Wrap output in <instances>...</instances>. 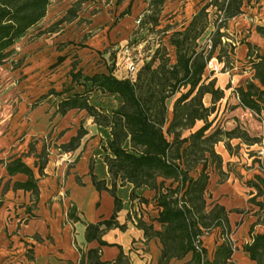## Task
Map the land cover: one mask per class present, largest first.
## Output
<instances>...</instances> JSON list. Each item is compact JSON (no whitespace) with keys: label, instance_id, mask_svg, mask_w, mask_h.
<instances>
[{"label":"trees","instance_id":"1","mask_svg":"<svg viewBox=\"0 0 264 264\" xmlns=\"http://www.w3.org/2000/svg\"><path fill=\"white\" fill-rule=\"evenodd\" d=\"M165 1L145 0L146 6L138 20L137 30L153 31L158 28L156 30H162L163 36L154 43L151 55L139 61L141 65L134 61L138 66L136 77L118 78L112 72L84 75L79 70L73 71L72 81L82 86L83 90H74L59 99L56 112L64 115L70 109L86 110L96 124L109 129L105 164L112 179L119 178L121 182L130 184L133 192L136 189L154 192L152 200L158 208L154 220L159 223V229H154L152 223L142 219L137 221L136 226L146 238L159 239L158 264H167L172 259L182 260L187 255L189 258L181 264H230L237 250L230 238L228 220V214L233 210H227L215 200L206 203L209 168H214L219 177L227 176L222 169V157L215 150L218 143L222 142L226 151L232 154V139L251 146L260 143L261 136H251L239 125L229 130L220 126L211 127L209 117L215 111L216 103L224 97V90L216 86L215 77H203V74L211 58L221 62L222 69L229 70V44L223 41L221 29L227 20L242 13L243 0H209L193 14L183 29L173 30L169 35H166L167 30L159 27V16ZM50 2L0 0V65L8 60L16 41L45 17ZM208 7L220 14L219 22L211 33L209 47L198 48L197 40L209 25ZM255 29L264 37V25H256ZM164 36L174 48L173 62L163 42ZM143 39L147 42L146 37ZM247 56L252 77L244 85L233 88L232 92L237 97L238 106L249 109L264 124V52L253 53L248 43ZM91 91L113 95L118 103L108 113L98 111L88 101L87 94ZM53 92L59 96L66 91ZM177 93L171 117L167 118L165 100ZM205 94L211 97L208 106L203 102ZM198 121L202 124L193 129ZM84 133L78 129L76 135L58 147L65 151L74 150ZM33 150L30 147L29 152ZM38 157L42 158L37 163L41 173L47 161L44 148ZM0 163L10 176L16 173L26 175L24 181H14L11 188L30 192L36 202L37 178L21 156H10L1 159ZM92 182L97 190L106 189L104 182L97 181L94 176ZM248 183L256 189L254 198L262 194L257 183ZM115 186L113 183L108 189L114 198L112 215L86 225L87 241L97 239L101 245L105 244L100 239L102 233L117 226L115 214L120 208V200L115 194ZM9 188V181L4 182L2 194ZM255 204L263 205L261 201H255ZM68 215L76 219L72 209H69ZM214 229L219 231L220 242L209 257L202 238ZM241 248L255 264H264V232L253 233L250 230L249 240ZM81 264L107 263L100 261L98 249L94 248L88 250L87 261Z\"/></svg>","mask_w":264,"mask_h":264},{"label":"rangeland","instance_id":"2","mask_svg":"<svg viewBox=\"0 0 264 264\" xmlns=\"http://www.w3.org/2000/svg\"><path fill=\"white\" fill-rule=\"evenodd\" d=\"M208 1L166 0L159 16L160 29L167 30L166 35L173 30L183 29L193 14ZM145 6V0H51L45 17L16 41L8 60L0 65V105L8 104L10 107L8 109L16 110L17 113L21 111L23 114L41 104L39 109L50 113L49 122L41 123L37 120L28 123L27 121L24 125L21 117L15 119L14 113L15 117L13 116L7 122L4 133L13 131V127L18 125L19 130L13 135L14 141L21 142L28 139V149L30 147L34 149L36 144H40L46 155L50 152L51 155H55L58 153L56 148L60 143L59 138L66 130L76 127V133L78 129L84 131L79 145L81 151L87 148L90 150L88 165L91 172L97 181L106 183L109 188L115 183V194L124 199V205L128 208V218L134 225L143 218L140 211L145 204L148 205L149 201L146 202L148 198L142 196L143 189H136L133 192L130 184L121 182L119 178L112 179V176L106 172L105 155L108 153L109 129L96 124L84 109H73L63 122L55 111L59 99L66 97L74 90H83L82 86L72 81L73 71L79 70L84 75L112 72L119 78L134 79L136 77L137 73H131L127 68L126 57L139 64L140 60L144 61V58L151 55L154 43L163 36L162 30H156L158 28L153 31L137 30L138 20ZM207 11L209 25L197 40L198 48L204 46L206 49V40L215 31L216 24L219 22L220 14L214 8L208 7ZM242 13L245 16L239 15L227 20L221 29L224 33L223 41L229 44L228 67L235 74H243L247 70L248 57L242 56V60L238 59L240 63L236 65L233 61L237 59L234 47H238L237 42H241L250 35V28L255 23L264 25V0H243ZM145 37L147 42L143 39ZM167 38L164 36L163 42L173 62L174 48L168 44ZM253 53L256 51L253 50ZM221 66V63L213 58L212 66H206L203 77L226 71ZM61 90L66 92L59 96L53 92ZM228 91L226 95H229ZM177 96L178 93L165 100L167 118L171 117L173 102ZM87 98L98 111L107 113L118 103L115 96L100 94L98 91H91L87 94ZM228 100V97L223 98L216 104L215 111L210 115L211 127L220 126L222 129L229 130L239 125L251 136L256 134L252 126H248V122L256 121L263 127L261 133L257 134L261 136V142L251 147L240 143L239 139H232L230 141L233 146L232 154H229L227 151L222 152L221 145L218 144L215 150L222 153L223 170L227 172V176L219 177L212 170L209 175L210 189L224 180H227L230 186L235 183L240 185L236 186L232 192L221 190L219 194L224 201L236 205V208L231 209L240 219L235 221V232H231L230 238L238 247L236 255L240 257L242 255L240 249L248 238L249 231L264 232V224H262L264 218V124L253 114L242 112L236 114L240 121L236 120L234 112H230L233 104L228 103ZM205 102L207 103V100ZM200 124L201 121L196 122L194 128ZM27 129L32 131L33 135L26 137ZM238 143H240L239 147L235 148ZM39 160L41 161L42 158ZM213 174L216 175V181ZM248 181H254L260 186L262 190L260 196L253 197L256 189ZM205 197L207 204L213 199L208 188ZM255 201H261L262 207L255 204ZM150 204L151 209H154L153 202ZM242 222L244 224L240 227Z\"/></svg>","mask_w":264,"mask_h":264},{"label":"crops","instance_id":"3","mask_svg":"<svg viewBox=\"0 0 264 264\" xmlns=\"http://www.w3.org/2000/svg\"><path fill=\"white\" fill-rule=\"evenodd\" d=\"M242 16L245 15L241 13L240 17ZM255 25L257 24L255 23ZM255 25L250 28V35L242 39L241 42H237L238 47H234L237 59H233V61L236 65L240 63L239 60H242V56L248 57V43L253 50L259 53L264 52V37L256 32ZM173 60L174 57L172 56ZM252 74L253 71L248 66L243 74H235L231 70H226L209 76L215 77L216 86L224 90L223 98L228 97V103L233 104L230 112H234L235 119L239 121L240 119L236 115L238 112L250 115L253 113L249 109L238 106L237 97L232 89L244 85L246 80L251 79ZM114 75L118 77L116 74ZM228 84L230 86L226 88ZM227 91L229 95H226ZM203 100L206 106L210 105L211 97L209 94H205ZM205 100H207V103ZM8 108H10L8 104L0 105V160L10 156H21L22 160L31 167L34 176L37 178L38 198L34 202L30 192L21 189L13 190L11 188L13 182L24 181L26 175L16 173L10 176L0 163V198L2 199V206L0 207V264H81L87 261L88 250L94 248L98 249L100 261L107 264H158L161 248L159 239L157 237L146 238L143 231L133 222H130L128 208L124 205V199L121 197L117 196L120 200V208L115 214L117 226L106 229L100 237L105 244L101 245L97 239L86 240V225L108 219L114 211V198L108 190L109 186L104 183L106 189L97 190L93 185L92 176L94 175L88 165L89 148L81 151V147L78 145L74 150L65 151L57 147L56 151L58 153L51 155L50 152L46 155V164L39 173L37 163L39 162L38 154L42 150L40 144H36L34 150L29 152L28 139L21 142L14 141L13 135L17 134L18 125L13 127V131L4 133V130L7 122L13 116L15 117V114V119L21 117L24 125L27 121L28 123L37 120L41 123L49 122L50 113L45 112V110L42 112L39 109L41 104L23 114L21 111L17 113L16 110L13 111ZM72 110H68L64 115L55 112L60 115V120L63 122ZM209 120L212 119L209 117ZM248 123V126H252L254 129L255 136L263 130L262 125L256 121ZM23 125L22 127H24ZM73 128L66 130L60 136L59 144L68 142L72 136L76 135L77 129L76 127ZM28 129L26 130V137L33 135L32 131ZM218 144L221 145L222 152H226L223 143ZM218 153L222 157V153ZM104 170L106 171V166ZM211 170L215 171L214 168L210 169L209 175ZM214 173L217 174L216 171ZM215 174H213V177L216 181ZM210 180L211 178L208 180L207 188L213 196L212 200L222 204L227 210L236 208V205L224 201L219 194L221 190L232 192L236 186L240 185L235 183L230 186L228 181L224 180V182L216 184L214 188L210 189ZM6 181H9L10 188L2 194V185ZM153 195V191L143 189L142 196L148 198L146 202H149L148 205L145 204L144 206L142 219L147 223H152L154 229H159V223L154 220L158 208L152 200ZM150 201L153 202L154 209H151ZM69 209L73 210L76 219L70 218L68 215ZM236 216L237 214H233V212L228 214L229 224L232 228L231 232L235 230V221L240 219ZM243 224L244 222L240 224V227ZM217 230H212L202 238L203 246L206 248L209 257L215 245L220 242ZM258 232L262 231L253 233ZM248 240L249 235L243 244ZM237 251L238 247L232 255L230 264H255L242 251V248L240 249L242 253L240 257H237ZM188 258L189 255L182 260L172 259L167 264H181Z\"/></svg>","mask_w":264,"mask_h":264},{"label":"built area","instance_id":"4","mask_svg":"<svg viewBox=\"0 0 264 264\" xmlns=\"http://www.w3.org/2000/svg\"><path fill=\"white\" fill-rule=\"evenodd\" d=\"M209 44H210V37H208L207 40H206V48L209 47ZM212 61H213V58H211V59L207 62L206 66H212ZM219 63H221V62H219ZM125 64H126L127 68L130 70L131 73H135V72L137 71V65L135 64L134 61L131 60V58L126 57ZM221 65L223 66L222 63H221ZM222 66H221V68H222ZM212 68H214V67H212ZM140 212H141L142 214L144 213V207H142V209H141ZM137 214H138V213H137ZM138 217H139V215H138Z\"/></svg>","mask_w":264,"mask_h":264}]
</instances>
